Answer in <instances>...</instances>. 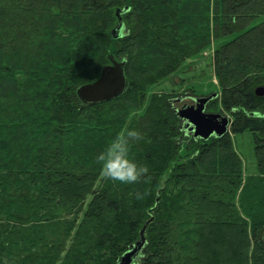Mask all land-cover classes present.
<instances>
[{
  "label": "trees",
  "instance_id": "16d2710c",
  "mask_svg": "<svg viewBox=\"0 0 264 264\" xmlns=\"http://www.w3.org/2000/svg\"><path fill=\"white\" fill-rule=\"evenodd\" d=\"M163 2L116 52L127 77L128 69L135 75L125 93L139 95V82L166 78L233 36L215 57L221 102L233 116L231 133L255 134L264 175V96L256 94L264 87V20L253 25L264 18V0ZM133 3L0 0V264H117L147 224L134 264H264V177L243 186L231 133L183 157L167 101L154 100L128 125L144 94L129 109L122 96L96 105L79 99L77 89L116 59L114 9L129 7L127 15ZM200 13L203 23L194 25L190 15ZM109 107L118 114L104 116ZM125 127L144 137L130 153L149 168L136 184L105 180L96 162ZM242 188V199L252 198L247 217L235 202Z\"/></svg>",
  "mask_w": 264,
  "mask_h": 264
},
{
  "label": "rangeland",
  "instance_id": "374dc122",
  "mask_svg": "<svg viewBox=\"0 0 264 264\" xmlns=\"http://www.w3.org/2000/svg\"><path fill=\"white\" fill-rule=\"evenodd\" d=\"M135 1L140 2L141 3V4L139 3L140 6L143 5L144 7L139 6L138 8V6L134 5L138 3H133L131 13L127 15L123 14L121 19H119L118 12L123 10V6L114 9V15L116 19L114 21V24L110 28L111 44H112L111 53L115 54V58L118 61H122V59L120 58L121 54L119 55L116 53L117 50L121 48L120 50L121 52H123L122 48L124 44L128 42L127 38L135 36L136 34L140 33V29L145 23L144 19L150 16L148 14V9L149 10L155 9L154 7H156L157 4L164 8L162 3H165L163 2V0H159V1H155L154 5H151L152 2L149 3H147V1L141 2V0H135ZM190 16H191V21L194 22V25H196L197 23L199 24L203 23V20L201 18V13L199 15L195 14ZM263 20H264L263 17L258 18L254 21L253 25H257L261 23ZM120 22L124 23V27L120 35L116 36L114 34V31L117 29ZM210 25L211 28H214L215 22L213 20V13L210 17ZM231 39H233V36L228 37L226 39L214 40L209 46L201 50V52L184 61L175 72L171 73L166 78L163 79L160 78L157 79L156 81L153 80V82L149 84L147 83L151 82L152 78L154 77L146 78L142 82H139L138 83V85L140 86L139 90L141 91L139 95H137L136 92H131V90H129L127 93H124L121 98L128 100V102H126L124 106H127L126 105L127 103H134L138 101V99L142 100L143 99L142 94H144L146 100L141 109L128 112V119H127L128 125L135 119L140 118V116L144 114L147 108L151 106L154 100L155 102L156 101L160 102V106L162 105V107H163V102L167 101L168 107L164 110L166 112L174 111L177 114L176 111L177 108H181L184 104H195L197 98L208 97L214 93H217L219 97L208 104L206 112L229 115L230 121L232 123L233 116L231 115V113H229L224 109L221 102V99L223 97V90L220 85V81L216 74V68H215V57L217 50L221 47V45L227 43ZM127 74H128V78H130L131 80L134 79L135 75L129 72V69L127 71ZM131 74L134 75L132 76L133 78L131 77ZM132 95H134L135 98L131 97ZM128 106H130V104ZM128 106L124 108L129 109ZM111 110L112 109L109 107L103 110L102 112L104 116L106 114L108 118L109 116L112 117L114 116V114L115 115L118 114L116 111L114 114H112ZM119 115H121L120 117H123L122 112L121 113L119 112ZM178 119H179L178 125H180L182 131V133H180L181 139L184 143L181 147L180 154H182L183 157H186L188 154L190 153L193 154L195 150L200 148L202 140L205 139L196 138L194 136V132L192 131V126L189 124V122L187 120L182 121L179 116ZM229 129H230L229 130V134H230L231 126L229 127ZM218 138L219 137L217 136H212L207 140V142L208 143L214 142ZM231 138L233 141L234 150L242 160V171H243V179H244L243 186L246 185L247 186L246 188L251 187L253 184L257 183L259 180L258 178H260L263 175L260 170L259 158L256 153L255 134L251 131H246L237 134L231 133ZM243 193H244V188L239 190L235 202L241 215L247 217L246 213H250L249 206L250 203L252 202L251 201L252 198H250L251 196L248 197V195H246L245 196L246 200L242 199ZM253 202L256 201L253 200ZM71 245L72 242H70V244L67 246L66 251L69 250Z\"/></svg>",
  "mask_w": 264,
  "mask_h": 264
},
{
  "label": "water",
  "instance_id": "95a60500",
  "mask_svg": "<svg viewBox=\"0 0 264 264\" xmlns=\"http://www.w3.org/2000/svg\"><path fill=\"white\" fill-rule=\"evenodd\" d=\"M129 10V7H125L122 11H119V19ZM123 27L124 23L120 22L114 34L119 36ZM129 86L130 81L126 75V61H118L111 58V63L102 68L99 78L80 86L77 89V95L85 104L96 105L121 97ZM256 94L260 97L264 96V87H258ZM216 97H218L217 93L208 97L197 98L196 104H184L176 110L181 120H187L192 126V131L196 138L205 140H208L212 136L220 138L230 130L231 121L229 115L206 112L208 104ZM147 226L148 224L141 231V239L130 247V250L118 260L117 264L135 263L145 242L144 238Z\"/></svg>",
  "mask_w": 264,
  "mask_h": 264
},
{
  "label": "clouds",
  "instance_id": "9594fccd",
  "mask_svg": "<svg viewBox=\"0 0 264 264\" xmlns=\"http://www.w3.org/2000/svg\"><path fill=\"white\" fill-rule=\"evenodd\" d=\"M143 138L142 133L137 129L125 127L110 140L103 151L98 153L96 162L100 165V172L105 180L136 184L145 178L149 172L148 166L138 164L130 157L134 143ZM137 198H141L139 193Z\"/></svg>",
  "mask_w": 264,
  "mask_h": 264
},
{
  "label": "flooded vegetation",
  "instance_id": "af4514ba",
  "mask_svg": "<svg viewBox=\"0 0 264 264\" xmlns=\"http://www.w3.org/2000/svg\"><path fill=\"white\" fill-rule=\"evenodd\" d=\"M195 104H196V101H195Z\"/></svg>",
  "mask_w": 264,
  "mask_h": 264
}]
</instances>
